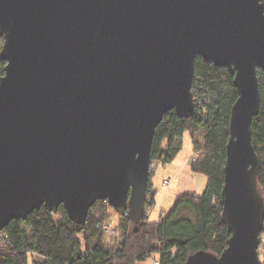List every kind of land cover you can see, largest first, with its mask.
Returning <instances> with one entry per match:
<instances>
[{
	"label": "water",
	"instance_id": "1",
	"mask_svg": "<svg viewBox=\"0 0 264 264\" xmlns=\"http://www.w3.org/2000/svg\"><path fill=\"white\" fill-rule=\"evenodd\" d=\"M0 232L44 206L84 223L98 201L139 224L164 114L194 113L195 60L234 76L220 255L262 264L264 200L252 124L261 103L264 0H0Z\"/></svg>",
	"mask_w": 264,
	"mask_h": 264
},
{
	"label": "trees",
	"instance_id": "2",
	"mask_svg": "<svg viewBox=\"0 0 264 264\" xmlns=\"http://www.w3.org/2000/svg\"><path fill=\"white\" fill-rule=\"evenodd\" d=\"M3 43L0 37V50ZM5 65L0 60V76ZM258 79L261 103L252 137L261 164L258 190L264 200V70H259ZM192 92V116L181 118L173 110L164 114L153 138L151 161L171 163L187 133L195 154L190 170L208 178L202 195L179 193L156 221L145 214L135 224L129 216H119L118 227L124 234L120 244L107 240L102 232L112 208L104 201L91 207L82 224L72 221L63 205L56 212L41 206L0 232V264H77L83 252L90 264H136L153 255L159 264H187L190 256L201 251L220 255L231 237L222 215L221 193L231 109L238 92L228 68L202 56L195 60ZM148 199L153 205L151 182Z\"/></svg>",
	"mask_w": 264,
	"mask_h": 264
},
{
	"label": "rangeland",
	"instance_id": "3",
	"mask_svg": "<svg viewBox=\"0 0 264 264\" xmlns=\"http://www.w3.org/2000/svg\"><path fill=\"white\" fill-rule=\"evenodd\" d=\"M195 154L192 149V144L187 133L183 138V146L176 158L165 165L158 162L152 163V170L150 172V182L152 183V190L155 193L156 207L158 209H169L175 201L179 193H192L202 195L208 184V178L203 175H195L190 170V164L194 160ZM166 181L168 182L166 184ZM147 196L146 208L150 209L155 205L150 204ZM148 209V210H150ZM147 210V209H146ZM119 215L113 208L108 210V222L104 225L119 226ZM264 231V230H263ZM262 261L264 260V243L260 244ZM85 254L81 255L84 258ZM80 264H82L80 262Z\"/></svg>",
	"mask_w": 264,
	"mask_h": 264
},
{
	"label": "built area",
	"instance_id": "4",
	"mask_svg": "<svg viewBox=\"0 0 264 264\" xmlns=\"http://www.w3.org/2000/svg\"><path fill=\"white\" fill-rule=\"evenodd\" d=\"M168 182L166 181V184ZM105 203L108 204L107 200H104ZM128 216L127 214H125ZM264 230V229H263ZM102 232L107 240L115 241L116 244H120L124 239V234L120 231L116 226L112 225H104L102 226ZM260 244L264 243V231L260 235ZM259 244V246H260ZM259 258L262 264H264V260L262 261L261 251L258 249ZM154 264H159V261H155Z\"/></svg>",
	"mask_w": 264,
	"mask_h": 264
},
{
	"label": "crops",
	"instance_id": "5",
	"mask_svg": "<svg viewBox=\"0 0 264 264\" xmlns=\"http://www.w3.org/2000/svg\"><path fill=\"white\" fill-rule=\"evenodd\" d=\"M156 203V198H155V202L154 204ZM147 210L145 211V214L148 215L152 220L156 221L160 218L161 216V213L163 211V209H158L157 211V207H156V204L150 209L149 208H146ZM150 209V210H148ZM158 260V256L157 255H153L152 257L144 260V261H141V262H138L136 264H154L155 261ZM80 262L82 264H90L88 259L86 257L80 259L77 264H80Z\"/></svg>",
	"mask_w": 264,
	"mask_h": 264
},
{
	"label": "bare ground",
	"instance_id": "6",
	"mask_svg": "<svg viewBox=\"0 0 264 264\" xmlns=\"http://www.w3.org/2000/svg\"><path fill=\"white\" fill-rule=\"evenodd\" d=\"M151 170H152V161L150 162L149 173L151 172ZM149 193H150V184H149V188H148L147 196H149ZM117 228H118L120 231H122L118 226H117Z\"/></svg>",
	"mask_w": 264,
	"mask_h": 264
}]
</instances>
